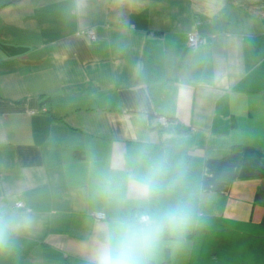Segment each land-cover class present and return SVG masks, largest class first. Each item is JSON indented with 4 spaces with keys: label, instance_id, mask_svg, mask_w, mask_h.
<instances>
[{
    "label": "crops",
    "instance_id": "0c3cea01",
    "mask_svg": "<svg viewBox=\"0 0 264 264\" xmlns=\"http://www.w3.org/2000/svg\"><path fill=\"white\" fill-rule=\"evenodd\" d=\"M176 207L139 264H264V0H0V264Z\"/></svg>",
    "mask_w": 264,
    "mask_h": 264
},
{
    "label": "clouds",
    "instance_id": "9594fccd",
    "mask_svg": "<svg viewBox=\"0 0 264 264\" xmlns=\"http://www.w3.org/2000/svg\"><path fill=\"white\" fill-rule=\"evenodd\" d=\"M185 222L186 216L179 207L170 209L159 223L144 217L122 221L114 245L104 253L99 264H139L141 254L155 242L163 223L179 227ZM5 233L6 225L0 222V244L5 242Z\"/></svg>",
    "mask_w": 264,
    "mask_h": 264
},
{
    "label": "built area",
    "instance_id": "2783aa9c",
    "mask_svg": "<svg viewBox=\"0 0 264 264\" xmlns=\"http://www.w3.org/2000/svg\"><path fill=\"white\" fill-rule=\"evenodd\" d=\"M83 35L86 36L90 40H95V38H96V36L92 30L84 32ZM188 42H189L190 46L198 45L201 42L200 35L196 32L190 33L189 38H188ZM160 122H161V125L164 127H167L169 124V121L166 118H160ZM96 216L98 218H102V217H104V214L96 213ZM141 217H144L146 219H150V217L148 215H142Z\"/></svg>",
    "mask_w": 264,
    "mask_h": 264
},
{
    "label": "trees",
    "instance_id": "16d2710c",
    "mask_svg": "<svg viewBox=\"0 0 264 264\" xmlns=\"http://www.w3.org/2000/svg\"><path fill=\"white\" fill-rule=\"evenodd\" d=\"M111 17H112V14H111ZM120 18L123 19L124 17L123 16H120ZM167 120L170 122L171 119L168 118ZM164 225H166V223ZM167 236H168V232H167V229H166V226H165V237H167Z\"/></svg>",
    "mask_w": 264,
    "mask_h": 264
}]
</instances>
